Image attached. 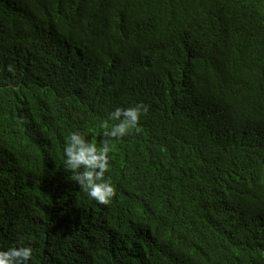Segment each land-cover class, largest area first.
<instances>
[{"label": "trees", "instance_id": "16d2710c", "mask_svg": "<svg viewBox=\"0 0 264 264\" xmlns=\"http://www.w3.org/2000/svg\"><path fill=\"white\" fill-rule=\"evenodd\" d=\"M108 139L115 196L64 166ZM30 264H264V0H0V251Z\"/></svg>", "mask_w": 264, "mask_h": 264}, {"label": "clouds", "instance_id": "9594fccd", "mask_svg": "<svg viewBox=\"0 0 264 264\" xmlns=\"http://www.w3.org/2000/svg\"><path fill=\"white\" fill-rule=\"evenodd\" d=\"M148 107L137 104L128 108H116L110 113L114 123L108 128L107 123L102 124L108 129L103 133L100 146L89 142L79 132H72L64 142V166L75 173L74 181L81 191L98 204L107 205L115 196V188L110 179H105V173L110 166V145L108 139H121L133 131H139V122ZM33 249L30 246H12L0 251V264H30Z\"/></svg>", "mask_w": 264, "mask_h": 264}]
</instances>
